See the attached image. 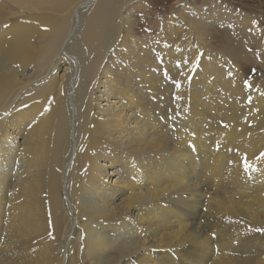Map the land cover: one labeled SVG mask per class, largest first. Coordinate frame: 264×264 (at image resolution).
<instances>
[{
    "label": "bare ground",
    "instance_id": "6f19581e",
    "mask_svg": "<svg viewBox=\"0 0 264 264\" xmlns=\"http://www.w3.org/2000/svg\"><path fill=\"white\" fill-rule=\"evenodd\" d=\"M184 1L0 0V264H264V83Z\"/></svg>",
    "mask_w": 264,
    "mask_h": 264
},
{
    "label": "rangeland",
    "instance_id": "374dc122",
    "mask_svg": "<svg viewBox=\"0 0 264 264\" xmlns=\"http://www.w3.org/2000/svg\"><path fill=\"white\" fill-rule=\"evenodd\" d=\"M142 3L145 5L149 3L152 11L154 10V15L160 16L158 13L161 14V12L162 14L166 12L168 15L170 12V10L168 12L169 7L176 2L175 0H148V2L142 0ZM173 10L182 13L186 21L191 20L190 14L187 12L192 13L195 10L206 14L210 20L206 24L208 31L199 29V26L197 29H199V34L202 37L208 39L207 47L210 46L209 48L221 53V56L233 59L236 62L234 64L240 67L242 76L247 72L244 75L245 81L264 83V60H262L264 58L261 56V48L256 45L254 38L246 39L247 42L243 40L245 42L242 44V41L238 40V35H236L243 23L242 19L248 18L251 26H255L264 37V0H185L178 9L173 8ZM155 11L157 14H155ZM136 14L137 17L140 15L139 12ZM188 35L186 33V36ZM185 40L190 44L193 42V45L196 38L190 36ZM181 250L182 248H180V253H184V262H181V264H210L213 258L211 257L208 260L206 256H210L212 250L206 248H201L199 252L188 250L181 252ZM205 258L207 261H205Z\"/></svg>",
    "mask_w": 264,
    "mask_h": 264
},
{
    "label": "snow or ice",
    "instance_id": "6c2138e0",
    "mask_svg": "<svg viewBox=\"0 0 264 264\" xmlns=\"http://www.w3.org/2000/svg\"><path fill=\"white\" fill-rule=\"evenodd\" d=\"M177 65H179V62H177ZM176 86L179 87L180 86V82L177 80L176 82ZM251 86V85H249ZM176 99H180V97H176ZM262 157H264V153L261 154ZM254 166L253 165H250L247 163V160H245V168L248 169V168H253ZM258 170V169H257ZM261 231H264V229H259Z\"/></svg>",
    "mask_w": 264,
    "mask_h": 264
}]
</instances>
